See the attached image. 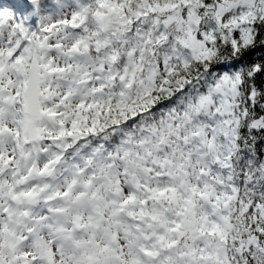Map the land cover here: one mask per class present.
<instances>
[{
  "label": "snow or ice",
  "instance_id": "6c2138e0",
  "mask_svg": "<svg viewBox=\"0 0 264 264\" xmlns=\"http://www.w3.org/2000/svg\"><path fill=\"white\" fill-rule=\"evenodd\" d=\"M0 264H264V0H0Z\"/></svg>",
  "mask_w": 264,
  "mask_h": 264
}]
</instances>
